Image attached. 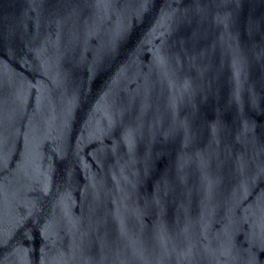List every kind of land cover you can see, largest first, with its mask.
<instances>
[{
  "label": "water",
  "instance_id": "obj_1",
  "mask_svg": "<svg viewBox=\"0 0 264 264\" xmlns=\"http://www.w3.org/2000/svg\"><path fill=\"white\" fill-rule=\"evenodd\" d=\"M0 264H264V0H0Z\"/></svg>",
  "mask_w": 264,
  "mask_h": 264
}]
</instances>
